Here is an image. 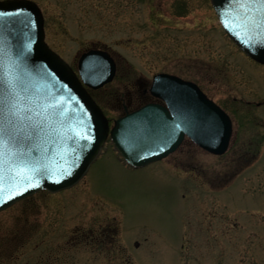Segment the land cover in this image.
Returning a JSON list of instances; mask_svg holds the SVG:
<instances>
[{"label": "rangeland", "instance_id": "obj_1", "mask_svg": "<svg viewBox=\"0 0 264 264\" xmlns=\"http://www.w3.org/2000/svg\"><path fill=\"white\" fill-rule=\"evenodd\" d=\"M33 1L45 41L75 70L88 49L114 58V81L93 93L110 121L165 71L200 82L233 136L220 157L186 143L139 169L106 144L75 187L0 212V264H264V66L209 0Z\"/></svg>", "mask_w": 264, "mask_h": 264}, {"label": "water", "instance_id": "obj_2", "mask_svg": "<svg viewBox=\"0 0 264 264\" xmlns=\"http://www.w3.org/2000/svg\"><path fill=\"white\" fill-rule=\"evenodd\" d=\"M211 4L235 45L264 64V46L255 43L264 39V5L257 0ZM40 13L29 0L0 1V81L15 85L33 123L41 126L31 139L16 142L4 125L0 212L41 190L56 193L78 183L108 137L124 163L138 169L169 156L184 135L211 153L225 152L229 117L194 84L166 74L155 75L149 90L168 107L145 105L109 128L81 81L102 87L114 77V61L105 51L83 53L77 62L80 81L45 43Z\"/></svg>", "mask_w": 264, "mask_h": 264}, {"label": "snow or ice", "instance_id": "obj_3", "mask_svg": "<svg viewBox=\"0 0 264 264\" xmlns=\"http://www.w3.org/2000/svg\"><path fill=\"white\" fill-rule=\"evenodd\" d=\"M257 2L264 5V0ZM255 43L264 46V39ZM30 113L31 109L25 106V98L16 91L15 85L11 81L7 83L0 81V142L3 141L5 124L8 125V135L16 142L31 139L37 134L41 126L39 121L33 123ZM176 127L179 128V124Z\"/></svg>", "mask_w": 264, "mask_h": 264}, {"label": "flooded vegetation", "instance_id": "obj_4", "mask_svg": "<svg viewBox=\"0 0 264 264\" xmlns=\"http://www.w3.org/2000/svg\"><path fill=\"white\" fill-rule=\"evenodd\" d=\"M180 77V76H179ZM182 78V77H181ZM182 79H184V78H182ZM185 80H187L186 78H185ZM195 84H198L201 88H202V85H201V83L200 82H195ZM149 85H150V83H149ZM149 85H145V88H142L141 89V91H140V95H139V97H138V100H137V102L139 103H141V105L140 106H142V105H144V104H147V103H157V104H162V105H164V103L161 101V100H158L157 98L155 99V97H152L151 95H150V93H149ZM203 89V88H202ZM132 102H130V103H128V104H131ZM131 106H132V104H131ZM139 106V107H140ZM122 112L123 113H125L126 112V110H128V107H127V104L125 105V103L124 104H122ZM129 111V110H128ZM264 124V123H263ZM188 144V148L190 147V146H195V147H197L190 139H188V137H184V139H183V141H182V144L180 145V147H179V149L183 146V145H185V144ZM198 148V147H197ZM178 152V151H177Z\"/></svg>", "mask_w": 264, "mask_h": 264}, {"label": "bare ground", "instance_id": "obj_5", "mask_svg": "<svg viewBox=\"0 0 264 264\" xmlns=\"http://www.w3.org/2000/svg\"><path fill=\"white\" fill-rule=\"evenodd\" d=\"M178 149H179V147L177 148V150L175 151V153L178 151ZM102 152H103V151H102ZM102 152H101V153H102Z\"/></svg>", "mask_w": 264, "mask_h": 264}]
</instances>
